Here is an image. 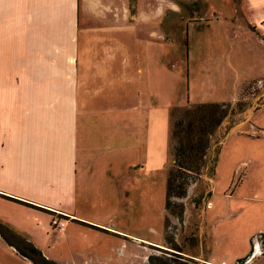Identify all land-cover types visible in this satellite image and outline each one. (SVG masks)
<instances>
[{
  "label": "crops",
  "instance_id": "1",
  "mask_svg": "<svg viewBox=\"0 0 264 264\" xmlns=\"http://www.w3.org/2000/svg\"><path fill=\"white\" fill-rule=\"evenodd\" d=\"M203 1L204 21L137 8L131 21L112 17L103 40L78 39L80 0H0V224L43 258L112 264L132 195L149 181L165 193L171 109L238 103L251 38L264 67V0ZM166 15L183 27L176 40L166 41ZM257 234L262 241L264 222ZM56 241L81 261L52 258ZM253 248L246 264H264L262 246ZM0 254L30 264L1 236Z\"/></svg>",
  "mask_w": 264,
  "mask_h": 264
},
{
  "label": "rangeland",
  "instance_id": "2",
  "mask_svg": "<svg viewBox=\"0 0 264 264\" xmlns=\"http://www.w3.org/2000/svg\"><path fill=\"white\" fill-rule=\"evenodd\" d=\"M79 7L78 39H112V17L124 23L137 8H179L186 11L183 20L204 21L208 16L203 0H80ZM176 19L165 16L166 41L176 40V34L182 36L183 27H178ZM248 29L261 39L253 28ZM251 40L245 43L246 84L242 98L238 103L216 106L226 109L225 120L212 137L210 151H214L215 157L212 174L204 172L199 179L187 178L184 194L170 197L167 206L162 183L145 182L140 193L132 195L129 207L120 212L116 228L126 236L121 240L112 235V264H246L247 258L243 257L249 248L251 256L255 242L262 246L257 233L264 222V133L256 129L264 125V114L257 113V108L264 107V67L255 60L260 49ZM229 47L230 44L224 45L226 50ZM225 59L220 57L219 63ZM258 73L263 74L260 79H256ZM190 87L193 91V80ZM170 165L167 159L165 180ZM0 232L8 238V244L35 264H43L24 241L2 228ZM56 244L50 253L52 258L70 263L81 261V256H68L66 245L57 241ZM119 244H124L123 250L118 249ZM0 264L24 263L14 259L4 261L0 254Z\"/></svg>",
  "mask_w": 264,
  "mask_h": 264
},
{
  "label": "trees",
  "instance_id": "3",
  "mask_svg": "<svg viewBox=\"0 0 264 264\" xmlns=\"http://www.w3.org/2000/svg\"><path fill=\"white\" fill-rule=\"evenodd\" d=\"M217 105H197L173 108L169 112L167 156L171 165L167 168L165 180V204L171 197H181L189 181L199 179L205 173L212 174L215 163L214 151H210L215 129L225 117V109ZM220 109L223 110L220 112ZM9 235L26 243L28 250L35 254L43 264H59L42 257L41 253L29 242L16 235L8 227L0 224ZM6 245L30 264H35L25 253L11 246L8 238L0 232ZM262 248L264 255V239Z\"/></svg>",
  "mask_w": 264,
  "mask_h": 264
},
{
  "label": "built area",
  "instance_id": "4",
  "mask_svg": "<svg viewBox=\"0 0 264 264\" xmlns=\"http://www.w3.org/2000/svg\"><path fill=\"white\" fill-rule=\"evenodd\" d=\"M50 225L52 228H55L57 231L59 232H63L64 231V223L59 219V218H52L50 220Z\"/></svg>",
  "mask_w": 264,
  "mask_h": 264
}]
</instances>
